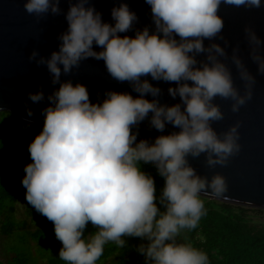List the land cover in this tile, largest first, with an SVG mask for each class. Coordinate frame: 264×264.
<instances>
[{
	"label": "clouds",
	"instance_id": "obj_1",
	"mask_svg": "<svg viewBox=\"0 0 264 264\" xmlns=\"http://www.w3.org/2000/svg\"><path fill=\"white\" fill-rule=\"evenodd\" d=\"M145 2L151 25L142 29L135 28L140 18L126 2L112 7L114 23L105 22L89 0L70 4L59 51L37 62L46 65L51 83L59 87L47 97L43 89L29 93L32 103L47 99L49 106L41 112L42 131L29 145L32 162L24 168L22 186L27 203L53 223L62 244L58 257L65 264H97L106 245L122 248L126 237L144 242L137 252L145 264H210L208 254L187 242L186 234L208 213L202 193L222 196L226 177L198 174L189 158L204 154L215 168L240 151L238 123L223 133L213 127L225 115L215 100H231L235 113L251 99L256 75H264V38L250 26L244 30L256 65L253 74L239 45L232 47L223 35L220 9H260L264 0ZM23 7L38 19L61 12L60 0H26ZM132 31L134 36L121 35ZM89 58L102 60L111 79L126 82L131 91L110 89L102 98L97 93L93 103L85 84L61 82L62 74ZM229 60L244 82L243 95ZM151 81L174 84L167 92L180 102L161 103L162 90ZM27 115H34L31 108ZM145 121L161 135L138 139ZM169 125L179 131L163 134ZM142 165L163 178L159 191ZM89 224L96 231L86 235Z\"/></svg>",
	"mask_w": 264,
	"mask_h": 264
},
{
	"label": "water",
	"instance_id": "obj_2",
	"mask_svg": "<svg viewBox=\"0 0 264 264\" xmlns=\"http://www.w3.org/2000/svg\"><path fill=\"white\" fill-rule=\"evenodd\" d=\"M77 2L78 0H60V14L49 13L38 19L25 11L23 6L26 0H0V112L10 111L24 123L31 120V124L43 126L44 117L41 112L49 106V102L45 99L40 103H32L28 98L29 93L43 89L47 97L59 87V84L53 85L46 65L37 62L42 57L50 58L54 51H59L62 43L59 37L68 27L66 13L70 4ZM89 2L103 13L105 22H113L111 21L113 6L126 2L140 18L135 28L142 29L151 25V9L145 0H89ZM220 15L225 20L223 35L231 41L232 47L239 45L241 58L249 70L256 74V65L250 58V46L244 30L250 26L264 38V8L248 10L224 5L220 9ZM121 35L134 36L135 31ZM216 42L223 44V41ZM208 43L205 41L206 45ZM94 48L97 51L101 50L97 46ZM227 51L230 57L232 48L229 47ZM33 52L38 55L35 59H30ZM228 63L233 71L234 82L243 95L244 82L239 79L238 72L230 60ZM67 80L85 84L93 103L98 99L97 93H100L102 98V94L110 89L131 91L126 82L121 84L111 79L102 60L97 61L93 58L82 61L81 66L78 69L74 68L71 74H62L61 82ZM151 82L162 90L159 97L161 103L171 105L180 102L179 97L173 99L167 92L169 87L175 86L174 84ZM148 98L152 99L151 96ZM215 102L221 106L225 115L223 120L213 122V127L218 133H223L238 123L241 148L237 154L230 157L227 165H217L215 168L207 165L204 154L199 158H189L198 174L206 175L209 179L216 173L226 177L227 191L222 196L209 197L207 193L202 195L211 200L264 209V75H256L253 95L238 112L234 113L231 110V100L217 97ZM26 105L34 112L32 117L27 115ZM172 131L179 129L169 125L163 134ZM158 135L161 133L149 129L148 122L145 121L140 126L138 139H154Z\"/></svg>",
	"mask_w": 264,
	"mask_h": 264
},
{
	"label": "trees",
	"instance_id": "obj_3",
	"mask_svg": "<svg viewBox=\"0 0 264 264\" xmlns=\"http://www.w3.org/2000/svg\"><path fill=\"white\" fill-rule=\"evenodd\" d=\"M26 125L13 112H0V245L10 264H36L31 257L30 240L40 243L36 251L49 254V264H65L58 257L62 246L41 243L56 239L52 222L28 203L26 217H17L19 196L15 179L25 176L24 168L31 161L29 145L43 128ZM141 167L155 177L159 191L164 185L163 178L158 176L154 167ZM204 199L208 213L196 230L186 234L187 242L205 251L210 264H264V223L255 221L253 215L263 210ZM95 231L89 224L85 234ZM125 240L122 248L114 244L106 245L99 261L113 257L112 264L137 261L145 264V257L137 252L144 242L133 237H126ZM0 264H3L1 258Z\"/></svg>",
	"mask_w": 264,
	"mask_h": 264
},
{
	"label": "rangeland",
	"instance_id": "obj_4",
	"mask_svg": "<svg viewBox=\"0 0 264 264\" xmlns=\"http://www.w3.org/2000/svg\"><path fill=\"white\" fill-rule=\"evenodd\" d=\"M32 161H29V163H31ZM16 185H17V189H18V196H19V201H18V211H17V217H19L20 219L23 217H26L27 215V202L25 199V193H26V189L22 186V178L21 177H16ZM262 212H258V213H253L254 215V219L257 222H263L264 223V209H262ZM0 240V244H1ZM43 245L46 246H62L61 242L57 239H53V240H44L41 242ZM39 242L30 240L28 245L30 247V250L32 251L31 253V257H33L35 259V263L36 264H49L48 262V256L49 254H43L40 251H36V249L39 247ZM0 258L3 261V264H10V262L8 261V256L7 255H3L2 252V246L0 245ZM112 258H108L107 260L104 261H99L97 262V264H112ZM114 264V263H113ZM132 264H144L141 261H137L134 262Z\"/></svg>",
	"mask_w": 264,
	"mask_h": 264
}]
</instances>
